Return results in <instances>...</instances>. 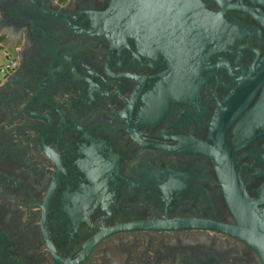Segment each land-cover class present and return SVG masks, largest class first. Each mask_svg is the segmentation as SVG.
Instances as JSON below:
<instances>
[{"label":"flooded vegetation","instance_id":"obj_1","mask_svg":"<svg viewBox=\"0 0 264 264\" xmlns=\"http://www.w3.org/2000/svg\"><path fill=\"white\" fill-rule=\"evenodd\" d=\"M1 46L0 264H263L264 0H0Z\"/></svg>","mask_w":264,"mask_h":264},{"label":"water","instance_id":"obj_2","mask_svg":"<svg viewBox=\"0 0 264 264\" xmlns=\"http://www.w3.org/2000/svg\"><path fill=\"white\" fill-rule=\"evenodd\" d=\"M222 158L230 159V151L225 150ZM224 182L226 198L237 221L230 229L254 248L264 264V217L258 210L259 202L249 197L237 173Z\"/></svg>","mask_w":264,"mask_h":264},{"label":"built area","instance_id":"obj_3","mask_svg":"<svg viewBox=\"0 0 264 264\" xmlns=\"http://www.w3.org/2000/svg\"><path fill=\"white\" fill-rule=\"evenodd\" d=\"M6 56L9 59V61L7 63H5V64H1L0 65V72L2 74L8 72L10 70V68L12 67V60H11V58L9 57V55L7 53H6Z\"/></svg>","mask_w":264,"mask_h":264},{"label":"rangeland","instance_id":"obj_4","mask_svg":"<svg viewBox=\"0 0 264 264\" xmlns=\"http://www.w3.org/2000/svg\"><path fill=\"white\" fill-rule=\"evenodd\" d=\"M8 61H9V59L7 58L5 51L3 50L2 46H1L0 47V65L5 64ZM2 75L3 74L0 72V79H1Z\"/></svg>","mask_w":264,"mask_h":264}]
</instances>
